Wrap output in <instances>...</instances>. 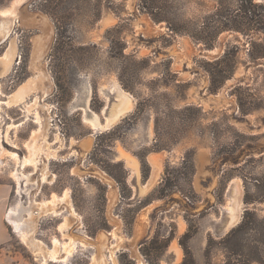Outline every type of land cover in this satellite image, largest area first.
Returning a JSON list of instances; mask_svg holds the SVG:
<instances>
[{"label":"rangeland","instance_id":"374dc122","mask_svg":"<svg viewBox=\"0 0 264 264\" xmlns=\"http://www.w3.org/2000/svg\"><path fill=\"white\" fill-rule=\"evenodd\" d=\"M11 4L0 179L10 208L34 202L43 248L74 245L44 260L16 231L11 249L32 264H264V0H0ZM120 93L132 105L110 122Z\"/></svg>","mask_w":264,"mask_h":264},{"label":"bare ground","instance_id":"6f19581e","mask_svg":"<svg viewBox=\"0 0 264 264\" xmlns=\"http://www.w3.org/2000/svg\"><path fill=\"white\" fill-rule=\"evenodd\" d=\"M17 8H15L16 10ZM0 15L3 16V18L0 20V34H1V40L3 39H9V34H10V28L13 27L11 26L10 27V23H11V20H13L16 16L15 12H11L9 13V9L8 11H0ZM1 16V17H2ZM23 17H25L23 15ZM37 17V16H36ZM44 17V16H43ZM13 18V19H11ZM22 18V17H21ZM20 18V19H21ZM34 18V17H32ZM31 18V19H32ZM40 19V18H39ZM15 20V19H14ZM39 21V20H38ZM43 21H45V19H40V23H43ZM14 22V21H12ZM29 22V21H28ZM47 22V20H46ZM27 23V22H26ZM45 23V22H44ZM26 25V24H25ZM44 27V25H43ZM12 29V28H11ZM47 30V29H46ZM49 31H47L48 33ZM51 36L52 35H47L44 36V39L43 38H40V37H36L35 40H34V60L37 59V58H41L42 54H45V52L47 51V48L49 46V42L51 40ZM46 37V38H45ZM5 41V40H4ZM16 44H15V41H12L10 43V46L9 48H7V50L4 52V54L2 56H0V76L6 74L9 69L11 68V65L14 61V58H15V54H16ZM34 62V61H33ZM37 68V67H36ZM36 74V73H35ZM44 74V73H43ZM44 77V75H43ZM48 78V77H47ZM46 78V80H47ZM31 81V80H30ZM48 82V81H47ZM51 83V82H50ZM30 84V83H29ZM47 84V83H46ZM49 86V85H48ZM47 88H45L44 84H43V87L42 89H44V92H46L47 90H49L50 86ZM29 86L27 87H20L12 96V98H10L9 100H6V101H3V102H7V103H10V102H20V100H22L24 98V94H26L28 91H29ZM33 88V87H32ZM118 96H120V101H119V105H118V108H117V111L116 113L112 116V117H109L108 120L110 122L114 121L116 118H118V116L122 113H124L125 111H127L131 105H132V102H131V99L130 97L126 94V93H120ZM40 106V105H39ZM33 109V108H32ZM114 111V110H113ZM112 115V114H111ZM40 117V116H39ZM37 117V118H39ZM41 118V117H40ZM85 120H86V116H85ZM87 120L89 122L92 123V125L96 126L99 124L98 120L96 118H94L93 116L91 117H88ZM42 122V121H40ZM42 125V124H41ZM46 126V125H45ZM44 126V127H45ZM42 127V126H41ZM47 129V128H46ZM49 132V131H48ZM44 133V131H43ZM47 140V139H46ZM33 141V140H32ZM31 147V146H30ZM35 151L33 150V153H32V157L29 158V159H26L24 160V162H29V161H32V162H36L37 161V157H36V154L34 153ZM48 152V151H47ZM40 155V154H39ZM15 156V155H14ZM48 157V156H47ZM45 160V159H44ZM21 164H24V163H21ZM20 164V166H21ZM29 164V163H28ZM35 164V163H34ZM15 176L17 177L18 180L21 179V176L19 175V172L18 170H15ZM43 173V172H42ZM46 173V172H45ZM43 173V174H45ZM45 177V175H43V178ZM40 179V178H39ZM44 180V179H43ZM67 198V197H66ZM67 200V199H66ZM34 203V202H32ZM29 204L27 206H23L21 205L20 202H18L16 205H14L13 207L9 208V212L7 213V219L9 220V222L12 224L13 228L15 229V231H17L19 233V235L22 237V239L25 241V243H27L31 249L33 250V252L35 254H37V256H42L43 259H47V258H50V259H56L59 256V251H61V248L58 249L57 246H54L53 248H49L46 250V248H43L42 244H40V242L35 238L33 237L32 233L34 232L32 229H33V220H34V205ZM39 206V205H38ZM47 208V206H45ZM45 207H43L45 209ZM54 207V205H53ZM43 208L41 207V211H44ZM50 208V206H49ZM48 208V209H49ZM36 209V208H35ZM47 209V210H48ZM52 209V207H51ZM54 209V208H53ZM55 210V209H54ZM71 211V210H70ZM37 212V211H36ZM26 213V215L28 216H23V214ZM39 213V212H38ZM72 213V212H71ZM74 213V212H73ZM41 214V213H39ZM38 216V215H37ZM235 222V221H234ZM65 223V222H64ZM140 232V231H139ZM138 232V233H139ZM137 233V234H138ZM77 234V233H76ZM103 234V233H102ZM69 236V235H68ZM100 236V235H99ZM138 236V235H137ZM73 237V236H72ZM84 237V236H83ZM88 237V236H87ZM101 237V236H100ZM108 237V236H106ZM89 238V237H88ZM103 239V238H102ZM106 239V238H104ZM78 240V239H77ZM96 240V239H95ZM99 240V239H97ZM73 241H74V238H73ZM79 241V240H78ZM72 241H68L66 242V244H62V251H63V255H61V259L59 260H62V261H65L67 259V255L69 253L72 252L71 248L73 244V242L71 243ZM77 242V241H76ZM78 243V242H77ZM98 243V242H97ZM104 243V242H103ZM57 244V243H56ZM69 244V245H68ZM80 244V243H79ZM95 244V243H93ZM107 244V243H105ZM72 245V246H71ZM77 245V244H76ZM88 245V244H87ZM83 246V245H82ZM29 247V248H30ZM88 247V246H87ZM108 247V246H107ZM101 249V248H100ZM99 250V249H97ZM71 251V252H70ZM105 251V250H104ZM98 252V251H97ZM100 253V251H99ZM111 253V251H110ZM113 254V253H112ZM100 256V255H98ZM103 256V255H102ZM102 256L99 257V261H103L104 259L102 258ZM111 256V255H110ZM109 256V257H110ZM113 256V255H112ZM93 257V256H92ZM106 257V256H105ZM94 258V257H93ZM114 258V257H113ZM112 258V259H113ZM115 259V258H114ZM141 260V259H140ZM92 261V260H91ZM113 261V260H112ZM95 262V261H94ZM114 262V261H113ZM93 262H91L92 264ZM96 264V263H95ZM141 264V263H140Z\"/></svg>","mask_w":264,"mask_h":264},{"label":"crops","instance_id":"0c3cea01","mask_svg":"<svg viewBox=\"0 0 264 264\" xmlns=\"http://www.w3.org/2000/svg\"><path fill=\"white\" fill-rule=\"evenodd\" d=\"M16 5V4H15ZM15 5H10L8 8H0V11H8L9 13L15 12ZM0 15V18L2 19L3 16ZM0 19V20H1ZM15 24V20L13 22ZM1 39V34H0ZM155 155V156H154ZM151 154V157H157L158 161H156L155 158H150V156H147V162L149 163L150 167V173L149 177L145 183L143 184V187L148 190V187L152 186L154 181L156 180V173L158 174V169L160 168V155L159 153ZM157 155V156H156ZM124 162L125 168L128 171V175L130 174H136V171L139 170V162L138 161H127L125 158H121ZM155 160V162H154ZM13 187L12 185L3 180L0 179V264H32L28 260H26L22 254L15 249H11V239L13 236V233H16V231L12 230L11 226L12 224L7 219V213L9 212L10 208V198L12 194ZM184 229V227H183ZM170 246V245H169ZM171 254L173 258H176L179 254V250H171Z\"/></svg>","mask_w":264,"mask_h":264},{"label":"flooded vegetation","instance_id":"af4514ba","mask_svg":"<svg viewBox=\"0 0 264 264\" xmlns=\"http://www.w3.org/2000/svg\"><path fill=\"white\" fill-rule=\"evenodd\" d=\"M16 57V56H15ZM16 60V58H14Z\"/></svg>","mask_w":264,"mask_h":264}]
</instances>
